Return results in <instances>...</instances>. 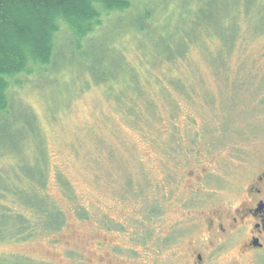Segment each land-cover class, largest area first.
I'll list each match as a JSON object with an SVG mask.
<instances>
[{"label":"rangeland","instance_id":"374dc122","mask_svg":"<svg viewBox=\"0 0 264 264\" xmlns=\"http://www.w3.org/2000/svg\"><path fill=\"white\" fill-rule=\"evenodd\" d=\"M126 1L94 3L87 23L55 17L49 63L25 49L24 68L0 75V186H30L14 175L40 170L44 151L47 197L64 215L59 230L0 241V264H194L197 253L264 264L217 228L264 172V0ZM120 89L135 120L114 102ZM4 189L1 205L22 211Z\"/></svg>","mask_w":264,"mask_h":264},{"label":"trees","instance_id":"16d2710c","mask_svg":"<svg viewBox=\"0 0 264 264\" xmlns=\"http://www.w3.org/2000/svg\"><path fill=\"white\" fill-rule=\"evenodd\" d=\"M94 3L101 4L106 11L129 8L126 0H0V75L12 74L24 68L26 63L25 49L31 55L33 54L36 58L42 62L46 61L48 64L52 57V48L49 47L48 40L53 30L55 17L69 19L71 23L74 21L87 23L97 16ZM234 23L236 24L235 20H233ZM234 36L229 44L230 48L228 50L230 51L236 48L238 36L236 33H234ZM175 69L176 65L173 64L166 67L164 73L168 74L170 78L168 84L173 89V82L177 81V77L172 78L170 73ZM161 75H163V71ZM3 86V82L0 81V99L2 98ZM121 91L122 89L113 94L116 97H114V102L116 100L126 105L124 111L126 119L132 117L135 120L139 116L137 100L129 98L131 104L127 102L128 99L124 101ZM117 107L122 109L121 105H117ZM149 107H152V104L147 101L146 108ZM173 110L171 107V111ZM2 121H5V119ZM1 122L0 128L7 123L6 121L5 123ZM132 123L134 124V121ZM41 153L35 162V166H40V170L33 174H27L28 177L25 178L23 167L20 166L17 175H14V178L18 180H26L30 185L29 188H22L14 184L8 192L5 190L6 187H3L7 182L4 181L3 185L0 186L2 189L5 188V193H13L18 201V206L23 209L15 214H10L8 209L0 203V214L5 218L3 222L0 221V241L10 240L15 243H22L31 238L47 234V232L59 230L64 222L62 211L47 197L46 155L44 151ZM57 181L62 192L67 195L68 185L61 175L57 176ZM68 198L71 199L69 194ZM154 208L152 212L156 211V205ZM75 211L77 217L81 220L85 218V215L87 216L84 210L82 211L78 206H75ZM106 220L108 219L104 218L101 222H103V228L108 230L111 228V224ZM5 259L7 258H0L2 261ZM12 260V264H26L24 259L18 260L16 258V260Z\"/></svg>","mask_w":264,"mask_h":264},{"label":"flooded vegetation","instance_id":"af4514ba","mask_svg":"<svg viewBox=\"0 0 264 264\" xmlns=\"http://www.w3.org/2000/svg\"><path fill=\"white\" fill-rule=\"evenodd\" d=\"M252 180L253 182L247 188L244 187V191L241 188L236 195L241 197L240 193H242L243 202L232 213L229 223L225 216L227 226L217 227L222 234L232 233L236 237H242L244 240L242 253L244 254L264 253V172ZM212 229V222L209 221L206 233L210 234ZM195 259L194 264H203L204 260L200 253L196 254Z\"/></svg>","mask_w":264,"mask_h":264}]
</instances>
